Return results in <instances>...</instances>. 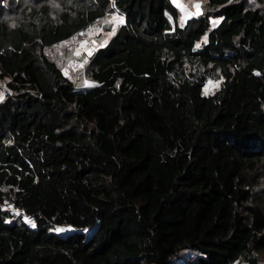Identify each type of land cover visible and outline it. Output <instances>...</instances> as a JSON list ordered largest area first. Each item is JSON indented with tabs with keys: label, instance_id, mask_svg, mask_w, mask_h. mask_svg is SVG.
I'll return each mask as SVG.
<instances>
[{
	"label": "trees",
	"instance_id": "trees-1",
	"mask_svg": "<svg viewBox=\"0 0 264 264\" xmlns=\"http://www.w3.org/2000/svg\"><path fill=\"white\" fill-rule=\"evenodd\" d=\"M114 11L77 83L46 48ZM178 16L171 0H0V264H264V11Z\"/></svg>",
	"mask_w": 264,
	"mask_h": 264
},
{
	"label": "rangeland",
	"instance_id": "rangeland-1",
	"mask_svg": "<svg viewBox=\"0 0 264 264\" xmlns=\"http://www.w3.org/2000/svg\"><path fill=\"white\" fill-rule=\"evenodd\" d=\"M179 9L178 23L183 24L188 16L201 13L204 10L206 0H171ZM252 5L258 6L264 11V0H248ZM196 4L200 5V8L195 7ZM113 16L118 19L113 20ZM219 16H211L210 23L214 26L218 21ZM107 21V22H106ZM122 21V17L119 12L114 11L109 13L102 19L97 20L90 25L87 29L79 32L71 39L60 43L56 46L46 48V53L53 59L67 75L74 81L80 84H89L92 82L89 75L88 56L94 49L105 43L113 34V29L116 30L118 24ZM208 31H206L201 40H206ZM200 43V42H199ZM68 44H72L69 47ZM79 52V55L76 53ZM209 81L212 83L210 84ZM87 82V83H86ZM221 78H209L203 85L202 92L210 94L214 92L221 84ZM8 89L6 86V78H0V101L7 95ZM253 186V203L259 204L264 210V172H261L254 181ZM18 213L19 211L15 209ZM26 222L34 225L33 219L29 216L23 215ZM30 221V222H29ZM94 226L88 227L85 232L90 234ZM76 229L74 226L68 223L53 224L50 226V230L64 235L72 230ZM59 230V231H58ZM258 255L262 261H264V250L258 251Z\"/></svg>",
	"mask_w": 264,
	"mask_h": 264
},
{
	"label": "snow or ice",
	"instance_id": "snow-or-ice-1",
	"mask_svg": "<svg viewBox=\"0 0 264 264\" xmlns=\"http://www.w3.org/2000/svg\"><path fill=\"white\" fill-rule=\"evenodd\" d=\"M195 7H196L197 9H199V8H200V5H199V4H196ZM112 19H113V20H117L118 18H117L116 16H113ZM106 22H107V21H106ZM114 31H115V29H113V33H114ZM197 47H199V45H197ZM76 55H79V52H77ZM65 74H67V71L65 72ZM86 83H87V82H86ZM209 83L211 84L212 82L209 81ZM89 86H91V85H89ZM206 94H207V90H206ZM29 222H30V221H29ZM33 226H34V225H33ZM58 231H59V230H58Z\"/></svg>",
	"mask_w": 264,
	"mask_h": 264
},
{
	"label": "built area",
	"instance_id": "built-area-1",
	"mask_svg": "<svg viewBox=\"0 0 264 264\" xmlns=\"http://www.w3.org/2000/svg\"><path fill=\"white\" fill-rule=\"evenodd\" d=\"M120 15H121V14H120ZM121 17H122V15H121ZM68 46H69V47H72V44H68Z\"/></svg>",
	"mask_w": 264,
	"mask_h": 264
}]
</instances>
